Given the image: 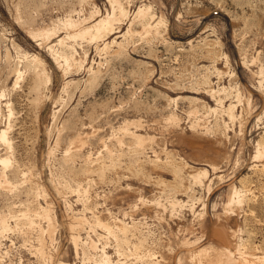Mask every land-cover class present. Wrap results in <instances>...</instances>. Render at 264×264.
Wrapping results in <instances>:
<instances>
[{"label":"rangeland","instance_id":"obj_1","mask_svg":"<svg viewBox=\"0 0 264 264\" xmlns=\"http://www.w3.org/2000/svg\"><path fill=\"white\" fill-rule=\"evenodd\" d=\"M0 160V264H264V0H0Z\"/></svg>","mask_w":264,"mask_h":264},{"label":"bare ground","instance_id":"obj_2","mask_svg":"<svg viewBox=\"0 0 264 264\" xmlns=\"http://www.w3.org/2000/svg\"><path fill=\"white\" fill-rule=\"evenodd\" d=\"M119 4V3H118ZM119 8V9H118ZM117 9L118 10H120V11H122V14H124L125 15V12H124V8L122 7V5H120L119 7H118ZM146 10H143V9H139L138 10V13H137V15H138V17L140 16V17H144L145 15H146V12H145ZM115 12H116V10H115ZM125 17V16H124ZM139 17V18H140ZM115 19V18H114ZM111 18H105V19H102V20H100V21H98V22H96L93 26H91L89 29H87L86 31H85V33L84 34H87V33H90V31L92 30V29H94V30H96L97 31V35H95L94 36V38L93 39H96V38H100L102 35H109V33H111L112 32V28H111V26H110V24H111ZM144 20V19H143ZM113 22H115V21H113ZM113 24V23H112ZM81 31V30H80ZM93 31V30H92ZM91 31V32H92ZM84 32V31H83ZM83 33H82V36L84 35ZM81 35V34H80ZM88 35V34H87ZM89 35H91V34H89ZM74 38H77V37H74ZM82 38H84V37H82ZM215 97V96H214ZM231 108H233V107H231ZM230 112H231V117H233L234 118V113H233V109H232V111L230 110ZM236 117V116H235ZM6 133L4 132L3 134H2V140H4V141H6ZM137 137V139L139 140V141H142V139L139 137V136H136ZM0 163H2L3 165H5V167L7 168V167H9V162L8 161H5V160H0ZM4 175H5V173L4 174H0V186L1 187H5V188H9V186H4L3 184H2V182L1 181H5V184L6 185H8L7 184V178H5L4 177ZM3 185V186H2ZM10 185V184H9ZM11 186V185H10ZM76 221H78V222H81L82 220H76ZM53 226H52V224L50 223L49 224V226H48V231L51 233V231H53V228H52ZM106 227V226H105ZM108 228V227H107ZM110 230V229H109ZM47 231V232H48ZM215 236H217L218 237V239H219V241L224 245V247H223V251H224V255H226L225 256V261H221L220 262V264H224V263H226V264H240V260L239 261H237L236 259H235V256H234V253H233V251H232V247H231V244L230 243H228V236L224 233V232H222L221 231V229H218L217 230V232L215 233ZM235 238V237H234ZM230 240V239H229ZM234 240V239H233ZM75 242H76V244L78 243V239L77 240H74ZM240 247H241V245H239ZM238 249V248H237ZM239 251V250H238ZM38 252L39 253H42V249H39L38 250ZM242 252V251H241ZM239 253V252H238ZM243 253V252H242ZM247 253V252H246ZM241 254V253H240ZM244 254V253H243ZM239 255V254H238ZM243 256V255H242ZM248 256V255H247ZM245 257V256H243V257H245V262H246V264H247V261L248 260H246V258H248V257ZM250 256V255H249ZM243 257H241L242 259H244ZM223 259V258H222ZM254 259V258H253ZM255 259H258V258H255ZM50 260H52V258L50 259ZM244 262V263H245ZM251 262H252V260H251ZM254 262V261H253ZM258 262H259V260H258ZM255 263V262H254ZM254 263H250V264H254ZM50 264H54V259L52 260V261H50ZM60 264H67V263H60ZM200 264V263H199Z\"/></svg>","mask_w":264,"mask_h":264}]
</instances>
